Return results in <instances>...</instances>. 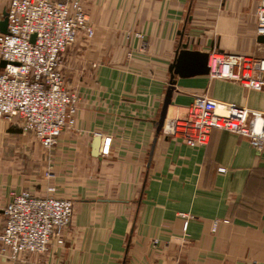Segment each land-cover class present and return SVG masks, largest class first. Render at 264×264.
Instances as JSON below:
<instances>
[{
    "label": "crops",
    "instance_id": "0c3cea01",
    "mask_svg": "<svg viewBox=\"0 0 264 264\" xmlns=\"http://www.w3.org/2000/svg\"><path fill=\"white\" fill-rule=\"evenodd\" d=\"M77 1L94 33L60 54L73 124L47 151L0 119V227L21 190L71 199L72 220L63 245L0 264H264V148L220 129L195 146L156 132L180 41L264 57L258 0ZM174 79L168 118L203 94L264 112V93L233 80Z\"/></svg>",
    "mask_w": 264,
    "mask_h": 264
},
{
    "label": "built area",
    "instance_id": "2783aa9c",
    "mask_svg": "<svg viewBox=\"0 0 264 264\" xmlns=\"http://www.w3.org/2000/svg\"><path fill=\"white\" fill-rule=\"evenodd\" d=\"M6 11L8 33L0 32V61H6L0 68V119L16 122L51 151L62 130L73 124L78 102L64 82L60 54L79 33L91 37L93 27L77 0H8ZM255 14L256 35H264V0L257 1ZM208 54L211 78L264 93V57L215 50ZM213 129L244 136L256 150L264 148L263 111L204 94L194 97L186 113L166 117L161 132L195 146L206 144ZM73 211L71 199L12 192L3 208L0 255L16 261L63 245Z\"/></svg>",
    "mask_w": 264,
    "mask_h": 264
},
{
    "label": "water",
    "instance_id": "95a60500",
    "mask_svg": "<svg viewBox=\"0 0 264 264\" xmlns=\"http://www.w3.org/2000/svg\"><path fill=\"white\" fill-rule=\"evenodd\" d=\"M7 11L3 10L1 18H0V32L8 33L7 29ZM34 35L31 36V40L33 41ZM257 40L259 42H264V35H258ZM208 52L193 50L188 48L187 42L179 43L177 50L175 51V57L172 63L169 66L170 71V80L169 85L167 87L164 100L162 103V107L160 110L159 118L156 124V132L160 133L161 128L165 122L167 116V109L171 102V96L174 90L175 79L174 75L178 77H189L194 75H208L209 66H208ZM6 64V61H0V68H3ZM98 138L95 139L96 144L94 145V151L98 148L97 145Z\"/></svg>",
    "mask_w": 264,
    "mask_h": 264
},
{
    "label": "rangeland",
    "instance_id": "374dc122",
    "mask_svg": "<svg viewBox=\"0 0 264 264\" xmlns=\"http://www.w3.org/2000/svg\"><path fill=\"white\" fill-rule=\"evenodd\" d=\"M27 133V132H26ZM29 135H31V134H29Z\"/></svg>",
    "mask_w": 264,
    "mask_h": 264
}]
</instances>
